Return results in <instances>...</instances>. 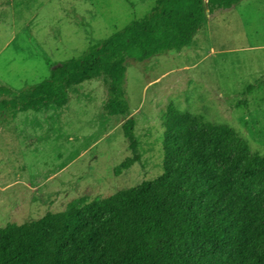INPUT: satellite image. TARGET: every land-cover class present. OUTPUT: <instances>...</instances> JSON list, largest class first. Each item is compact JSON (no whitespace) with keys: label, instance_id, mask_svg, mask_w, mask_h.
I'll return each mask as SVG.
<instances>
[{"label":"rangeland","instance_id":"rangeland-1","mask_svg":"<svg viewBox=\"0 0 264 264\" xmlns=\"http://www.w3.org/2000/svg\"><path fill=\"white\" fill-rule=\"evenodd\" d=\"M155 2L0 0V85L33 88L56 66L144 18ZM125 88L141 157L127 170L133 155L125 119L105 113L102 80L72 87L64 107L0 116V229L163 176L170 106L233 128L251 153L264 157V0L208 16L181 53L130 61Z\"/></svg>","mask_w":264,"mask_h":264},{"label":"trees","instance_id":"trees-1","mask_svg":"<svg viewBox=\"0 0 264 264\" xmlns=\"http://www.w3.org/2000/svg\"><path fill=\"white\" fill-rule=\"evenodd\" d=\"M241 1L156 0L144 18L56 66L33 88L0 85V116L64 107L72 87L102 80L105 113L125 119L133 155L127 170L141 160L126 99L128 63L181 53L208 16ZM164 152V174L154 181L0 229V264H264V157L233 128L174 106L166 114Z\"/></svg>","mask_w":264,"mask_h":264},{"label":"crops","instance_id":"crops-1","mask_svg":"<svg viewBox=\"0 0 264 264\" xmlns=\"http://www.w3.org/2000/svg\"><path fill=\"white\" fill-rule=\"evenodd\" d=\"M13 1V0H12Z\"/></svg>","mask_w":264,"mask_h":264}]
</instances>
